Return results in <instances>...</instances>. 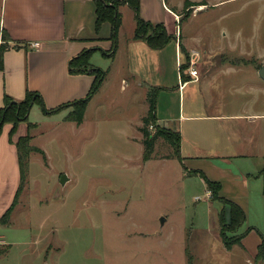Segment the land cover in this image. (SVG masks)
<instances>
[{
	"label": "rangeland",
	"instance_id": "rangeland-1",
	"mask_svg": "<svg viewBox=\"0 0 264 264\" xmlns=\"http://www.w3.org/2000/svg\"><path fill=\"white\" fill-rule=\"evenodd\" d=\"M203 1L205 10L192 7L180 13L183 36L200 38L193 45L199 55L188 54L186 64L192 59L199 74L201 53L210 49L206 39L212 38L215 48L208 53H217L207 58V65L217 60L220 67L240 68L237 74L223 71L220 79L241 87L243 103H264V88L251 85L264 65V0H225L216 6L212 4L217 0ZM128 23L125 16L124 30ZM1 36L0 29V43ZM172 50H166L163 59V83L169 88L157 93L162 112L178 105L179 64L174 65ZM90 62L104 70L106 78L94 93L97 103H89L81 123L65 119L71 108L46 113L34 103L28 120L17 125V136L28 134V144L39 151L29 154L9 224L0 227L7 242L0 244V249L5 247L0 264H264L254 256L264 239V179H257L264 166L259 164L264 161L262 132L251 149L253 160L228 157L231 164L221 165L222 141L216 153L206 152V177L219 182L218 194L245 212L240 228L226 235L235 238L252 228L243 247L239 242L226 249L219 216L221 210L228 216L229 206L194 173H203L205 162L195 165L184 154L179 160L163 138L144 161L140 128L148 93L146 102L142 97L140 103H129L134 91L124 87L121 63L101 52ZM180 63H185L183 55ZM229 90L224 92L226 102L232 98ZM28 122L34 126L28 128ZM235 164L243 168L247 183L236 181Z\"/></svg>",
	"mask_w": 264,
	"mask_h": 264
},
{
	"label": "crops",
	"instance_id": "crops-1",
	"mask_svg": "<svg viewBox=\"0 0 264 264\" xmlns=\"http://www.w3.org/2000/svg\"><path fill=\"white\" fill-rule=\"evenodd\" d=\"M224 1L217 0L212 5L216 6ZM192 7L205 10L206 2L139 0V16L153 24L163 23L167 33L173 36L163 48L152 49L145 41L135 37V14L127 3L117 7L120 24L113 44L111 23L103 22L96 31L95 0H0V29L6 35L9 46L3 53V69L0 70V108L5 95L18 102L24 99L26 90L38 92L49 109L86 97L94 77L87 72H70L69 63L88 49L92 50L89 63L93 67L95 66L90 61L95 52H101L115 64L121 63L124 87L126 89L131 86L134 91L129 103H140L142 97L146 102L148 88L157 87L158 92L169 88L163 83V59L169 52L166 50L172 46L174 65L179 66L180 56L183 55L186 61V56L192 52L196 51L199 55L193 45H198L200 38H187L182 34V27H178L181 25L180 13ZM125 16L130 20L127 30L123 29ZM33 42H37L38 46L32 47ZM205 43L206 47L210 46L208 52H213V39L208 38ZM216 45L220 46V43ZM208 52L205 48L201 53L203 65L197 78L184 74L187 80L182 89H179L181 79L178 73L177 109L171 107L162 112L157 104L158 96L155 106L156 124L179 133V154H184L186 161L195 165L205 162L201 166L205 176L206 152L211 155L216 153L215 148L220 141L223 142L220 155L222 161L218 162L229 165L231 160L228 157H236L239 162L251 160L254 157L251 149L258 133L260 135L262 132L264 135V103H243L238 96L241 87H236L237 84L230 86L220 79L223 71L230 70L237 74L242 70L232 66L220 67L217 60H211L210 66L207 65V58H215L217 53ZM258 77L251 81V85L261 90L264 85L260 82L264 81ZM105 78L106 72L99 87L105 82ZM226 88L232 93V98L227 102L224 101ZM95 96L93 94L88 100L87 107L89 103H97L94 101ZM11 128L10 123H5L0 132V217L12 204L15 207L19 196H16L20 183L16 142L21 135L17 136L18 128L10 135ZM259 164L264 165V161ZM262 167L257 179H264V166ZM242 169L239 164H235L236 181L241 179L247 183L241 173ZM8 224L9 222L6 225ZM246 235L239 243L242 247ZM0 241L7 246L4 234H0ZM256 252L257 249L254 256Z\"/></svg>",
	"mask_w": 264,
	"mask_h": 264
},
{
	"label": "trees",
	"instance_id": "trees-1",
	"mask_svg": "<svg viewBox=\"0 0 264 264\" xmlns=\"http://www.w3.org/2000/svg\"><path fill=\"white\" fill-rule=\"evenodd\" d=\"M127 3L134 11L135 14V30L134 34L136 38H139L147 43V45L152 49H161L173 38L172 35L168 34L163 23L153 24L149 21L142 19L139 16V0H95L96 7V21L95 28L96 31L99 30L101 24L105 21L111 23L112 33L111 40L115 44L116 31L120 24V15L117 11V7L122 4ZM2 41L0 43V70L3 69V53L9 47L7 43V37L1 30ZM92 50L88 49L76 57L71 59L69 66L70 72H87L93 75L94 80L90 87V90L86 97L73 101L71 103H64L52 109H46L44 103L36 91L26 90L24 99L21 101H14L11 97L5 95L3 97V106L0 108V132L2 126L5 123H10L12 128L10 130V135L14 134L17 129V125L20 121H27L29 110L31 109L34 103L41 105L42 109L46 113H55L62 109L71 108L69 113L66 116L67 121H72L76 123H81L84 117V113L87 107V102L94 94V92L99 88L101 82L104 79L105 71L100 68H95L89 63V58ZM187 56L185 63L179 66L180 77L183 81H186V77L183 73V70L187 67ZM186 64V65H185ZM158 88H153L148 91V101L149 107L147 113L142 117V126L141 131L143 133V143H144V152L143 160H148L153 156L154 145L158 138H163L166 142L170 143L174 148V154L181 160L179 154L180 147V135L178 132L171 131L169 129L162 128L156 124L155 116V106H156V97H157ZM28 128L34 126L33 123L28 122ZM149 126L154 127V131L149 130ZM30 136L27 134L25 136H20L16 142L17 152H18V163L20 170L21 182L17 189L16 196L19 195L23 182L26 178L27 167H28V157L29 154L35 150L39 151L36 147H32L28 144ZM194 173H199L200 177L204 180L207 188L217 195L220 189V183L216 181L209 180L202 172L194 171ZM217 198L223 203L228 204L229 213L228 218L225 214V210H221L219 216V226H220V235L226 249H230L232 245L239 243L249 230L243 234L238 235L235 238L228 237L227 232H235L240 228V226L245 221V212L244 210L235 202L225 199L218 194ZM16 202V201H15ZM14 204L6 210V212L0 217V226L6 225L9 222L10 214L13 209ZM5 248L0 249V252H3ZM260 259H264V239L261 238V243L257 247V252L255 255V261L257 262Z\"/></svg>",
	"mask_w": 264,
	"mask_h": 264
},
{
	"label": "built area",
	"instance_id": "built-area-1",
	"mask_svg": "<svg viewBox=\"0 0 264 264\" xmlns=\"http://www.w3.org/2000/svg\"><path fill=\"white\" fill-rule=\"evenodd\" d=\"M31 46L32 47H37L38 46V43L37 42H33V43H31ZM183 73L184 74H187V75H189V76H191L193 78H197V76H198V70L196 69L195 63H194V61L192 59L189 60V63L187 64V67L183 70ZM179 75H180V73H179ZM180 79H181V77H180ZM183 84H185V81H183L181 79L180 80V83H179V89H182ZM0 244H1V241H0Z\"/></svg>",
	"mask_w": 264,
	"mask_h": 264
},
{
	"label": "water",
	"instance_id": "water-1",
	"mask_svg": "<svg viewBox=\"0 0 264 264\" xmlns=\"http://www.w3.org/2000/svg\"><path fill=\"white\" fill-rule=\"evenodd\" d=\"M258 75L260 77V79H262L264 81V65H262L260 68H259V71H258ZM66 180V176H62L61 179H60V183L61 184H64Z\"/></svg>",
	"mask_w": 264,
	"mask_h": 264
}]
</instances>
